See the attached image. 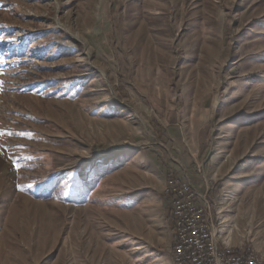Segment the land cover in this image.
Segmentation results:
<instances>
[{"label":"rangeland","instance_id":"1","mask_svg":"<svg viewBox=\"0 0 264 264\" xmlns=\"http://www.w3.org/2000/svg\"><path fill=\"white\" fill-rule=\"evenodd\" d=\"M170 174L264 263V0H0V264H175Z\"/></svg>","mask_w":264,"mask_h":264},{"label":"built area","instance_id":"2","mask_svg":"<svg viewBox=\"0 0 264 264\" xmlns=\"http://www.w3.org/2000/svg\"><path fill=\"white\" fill-rule=\"evenodd\" d=\"M180 179L170 174L169 187L164 194L169 198L170 211L178 226L176 262L178 264H258L245 249V262H237L231 249L215 247L212 205L207 193L187 179V186H180Z\"/></svg>","mask_w":264,"mask_h":264},{"label":"bare ground","instance_id":"3","mask_svg":"<svg viewBox=\"0 0 264 264\" xmlns=\"http://www.w3.org/2000/svg\"><path fill=\"white\" fill-rule=\"evenodd\" d=\"M169 181H170V176H169V180L167 182L166 187H169ZM180 186H187V179L183 180L180 179ZM167 190V188H166ZM213 229H214V239H215V247H220V248H226V249H231V256L232 257H237V262H245V249L248 248V254H251L253 257V262L254 263H258V264H264L261 259L256 256L253 252H251L249 250V247H245L243 249H234L231 246L225 245L218 236V233L216 231L215 225L213 223ZM175 232H176V241L174 243V260H175V264H178L176 262V244H177V236H178V226H176L175 228Z\"/></svg>","mask_w":264,"mask_h":264},{"label":"trees","instance_id":"4","mask_svg":"<svg viewBox=\"0 0 264 264\" xmlns=\"http://www.w3.org/2000/svg\"><path fill=\"white\" fill-rule=\"evenodd\" d=\"M208 133H209V127H206V128H204L201 131V134H200V137L201 138H200V140H201L202 149L205 147V140H206V137H207ZM168 200H169V198H168Z\"/></svg>","mask_w":264,"mask_h":264}]
</instances>
